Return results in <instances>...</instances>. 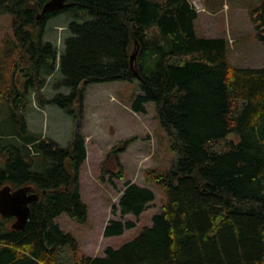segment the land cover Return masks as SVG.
Segmentation results:
<instances>
[{
    "label": "trees",
    "instance_id": "16d2710c",
    "mask_svg": "<svg viewBox=\"0 0 264 264\" xmlns=\"http://www.w3.org/2000/svg\"><path fill=\"white\" fill-rule=\"evenodd\" d=\"M47 1L0 0L11 16L13 46L27 56L21 70L28 87L57 66L56 46L43 39L47 21L73 8L91 16L68 24L59 56L63 78L55 87L71 92L39 94V103L57 104L78 118L70 106L78 100L82 114L85 85L137 79L142 93L134 110L145 112L148 102L155 103L177 155L169 171L153 178L165 188L166 202L152 225L117 249L107 247L104 256L77 257L73 264H264V64L231 65L224 37L197 35L198 12L189 0H65V7L37 19ZM251 19L264 44V0ZM13 100L17 105V94ZM18 111L11 107V130L0 132V188L30 186L39 198L30 203L23 229L0 215V264H58L59 247L76 250L77 242L54 219L62 213L87 217L79 188L85 141L78 131L67 146L40 139ZM131 141L116 143L107 157L116 159ZM153 199L150 188L128 181L112 211L139 216ZM134 226L113 219L103 235Z\"/></svg>",
    "mask_w": 264,
    "mask_h": 264
},
{
    "label": "rangeland",
    "instance_id": "374dc122",
    "mask_svg": "<svg viewBox=\"0 0 264 264\" xmlns=\"http://www.w3.org/2000/svg\"><path fill=\"white\" fill-rule=\"evenodd\" d=\"M198 12L194 21L200 37H224L227 40L228 62L237 67H261L264 64V44L258 39L251 19V11L262 0H189ZM91 18L82 9H69L46 23L43 39L52 41L57 48L58 60L55 71L44 76L42 82L34 81L33 87L25 84L22 72L27 56L19 55L14 47L11 16L0 8V132L11 130L9 111L15 107L22 113L26 127L38 138L52 139L67 146L78 131L85 141L86 158L79 171V188L87 204L85 220H76L62 213L54 220L62 230L70 233L77 242L76 250L70 244L59 247L58 264H73L84 256H104L107 247L119 248L136 237L145 226H151L153 216L161 211L166 202L165 188L153 181L155 175L169 171L177 155L171 147V137L158 118L154 102L146 104V111H135L133 104L141 94L139 80H113L92 82L82 90V114L78 100L70 109L79 116L66 112L54 103L41 105L40 94L52 98L57 93L69 94L70 88L55 85L63 78L59 69V56L63 52L64 39L70 35L68 24L84 22ZM25 54V52H22ZM21 53V54H22ZM41 83V84H40ZM81 87V86H80ZM40 89V92H37ZM20 92V93H19ZM15 94L19 100H13ZM78 123V126H77ZM237 140L234 135L228 139ZM132 139L127 147L107 157L112 147L123 140ZM7 140V139H6ZM3 142L0 141V146ZM0 153V161L4 160ZM121 171L122 177L117 173ZM150 188L154 199L139 215L113 213L126 182ZM133 221L135 226L120 235L104 236L103 231L110 220ZM13 220L10 222L13 223Z\"/></svg>",
    "mask_w": 264,
    "mask_h": 264
},
{
    "label": "water",
    "instance_id": "95a60500",
    "mask_svg": "<svg viewBox=\"0 0 264 264\" xmlns=\"http://www.w3.org/2000/svg\"><path fill=\"white\" fill-rule=\"evenodd\" d=\"M67 5L65 0H48L37 14V19L49 11H55ZM136 44V43H135ZM138 47L135 46L130 55V66L133 68V60L136 57ZM137 75V71L134 70ZM39 194L31 192L30 186H20L13 189L6 184L0 188V215L14 218L11 227L13 229H23L30 214V203L38 200Z\"/></svg>",
    "mask_w": 264,
    "mask_h": 264
}]
</instances>
